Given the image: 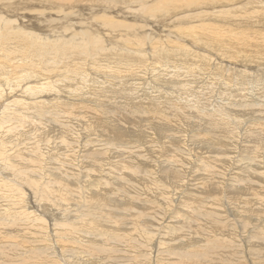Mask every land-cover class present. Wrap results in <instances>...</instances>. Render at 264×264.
<instances>
[{"label":"rangeland","instance_id":"obj_1","mask_svg":"<svg viewBox=\"0 0 264 264\" xmlns=\"http://www.w3.org/2000/svg\"><path fill=\"white\" fill-rule=\"evenodd\" d=\"M175 1L178 3L177 0ZM103 2L102 5L94 4L85 7L81 6L83 7L82 9L73 7L74 9L70 8L71 12L69 9H66L67 7H64L67 11L64 8L57 9L60 11L64 9L65 12L58 14L56 11V13H51L52 17L49 12H43L44 7H42L39 12L42 16L45 14L43 17H48L47 14H49L48 18L53 19L55 17L63 19L65 17L64 15L70 14V16H74L73 14H78L74 20V22H77L76 25L80 26L78 25L79 23H86L91 27L92 22L96 19L93 15L96 13L100 14L99 12L102 13L107 8V1L105 0ZM151 2H153V0ZM145 3L142 4V7L146 5ZM207 3L208 1L205 0L202 1V4L197 8L194 6H188L186 10H176L177 12L175 13V16L179 19H185L181 21L173 18L170 20L154 18H152V20H149V18L141 19L139 20V26L133 30H129L128 35L125 37L121 36V34H123L122 32L116 33L104 30V26L101 28L99 22L95 25L98 28L99 33L97 34L95 31V35L103 41L102 47L106 44L104 47L106 51H108V47H111L108 51L110 53L117 52L120 48L127 50L131 43L126 39L136 38V45L133 47L134 49L137 48L138 50L145 51L142 52L146 58V63H144V65H148L149 61L152 63L154 59L152 58L153 52L150 47L146 48L147 44L145 43V40L137 35V31L141 26L143 29V35H149L151 38L154 36V39H150L148 42V46L156 40L160 42V39L163 40V42H166L165 38H168L167 40L170 38L172 40L174 38L173 41L176 44H180V41L176 42L178 38L173 36L180 32L181 29L191 26L194 27V25L198 23L209 24L208 28L204 30L198 29L201 37L209 36L216 31H218L216 32L217 34L221 33L220 35L227 32V34L225 33L223 36L226 35L225 38L233 41L234 46L236 47V53L233 55L228 52L224 58L223 56L220 58V55L218 56L215 52L209 51L210 53H208V51H206L205 53L207 48H202L200 51V48H195L193 43L189 42L187 44L188 41H186V39L181 42L182 44L185 41L182 45L197 49L199 53L203 50V53L201 54L208 55L212 62L215 63H207V67L208 69L210 68V70H208L209 73H207L203 82L201 81V78L197 80L199 76L194 77L193 75L189 82L185 81L181 85L172 84L170 86V84L165 85L163 83H169L166 78L171 76L172 73H164L166 77L162 75V78H159L160 81L158 82L154 79L156 72L152 73L153 75L151 72H148L144 79L138 80L139 83L142 82L144 84L139 86L138 82H133L125 89L123 97L118 95L117 92L114 93L116 94L114 96L109 95L111 90H107L108 93L106 94L108 96H105V91H100L99 93L100 89L106 88L102 85L103 74H101L95 78V82L90 84L91 88L94 87L92 88L94 92L90 99L88 97H75V95L65 96L64 98L61 97V100H63L61 105L66 107V109L73 114V117L70 118L69 116H65L63 120L58 116H49L47 114V108L39 103H34L31 107L25 105L21 106L20 103L16 106H11L10 100L15 96L14 93L16 92L12 90L13 96L11 95V98L4 101L5 107H0V138L2 136H8L11 140L13 138L12 142L9 144L3 140L0 141L1 146L5 145L4 151L7 155L5 156L7 159H0V178L5 180V182L0 181V199H3L0 200V254L2 253V255H0V264H22L21 261L24 255L31 257L34 261L46 257L55 262L47 264H56L59 261L61 264H118L119 260L123 264H159L157 259H162L161 264H171L173 258H179L181 263L185 260L190 262L185 261L183 264H238V258H233L235 256L245 260V264H259L257 262L258 259L260 264H264V255L259 253L261 251L264 252V130H262V128H264V99H262V97H264V27H262L264 26V0H230V2L228 0H218V4ZM105 4L106 6H104ZM62 5L66 6L67 3L65 2V4ZM131 5L132 3H124L119 5L120 7H117L114 11L113 9L111 10V8H107V10H110L115 14L117 11V15L115 16H118V18H125L126 20L134 21V18L138 17L139 14L138 7L141 6L132 8ZM31 11L32 10H29L32 17L22 14L21 12L19 13L20 15L18 14L16 16V14H11L8 15V17L6 16L7 14H2V12L0 14L2 16L4 15L6 18L3 20H9L12 18V20L9 21L14 22V17V20L16 19L17 22L19 21L22 26L20 27L21 29H19V25L16 27L17 33H19V30L20 32L27 30V18H34L36 27L38 28V30H34L38 33V37L32 39H35L36 42L39 41L38 43L43 42L42 45L46 44V42L48 44L49 42L48 46L52 44L56 47L57 45L54 43H58L59 40H67V44L77 41V39L69 40L71 37L70 29L72 26L67 23H64L63 25L60 21L49 26L47 25L48 27L41 28V30L44 29V31L46 29L45 32L43 30L39 31V23L35 20L36 18L38 20V13L37 15H35L36 13L32 15L33 12ZM121 11H124L127 14L125 15L122 13L123 15H121ZM88 13H92V17L91 15H86ZM128 14L130 16H127ZM18 16L21 17V21ZM196 16H198V18ZM69 19L70 17L67 16V22L71 21V19ZM33 23L34 22L31 21V24ZM42 24L46 25L45 23ZM86 24L81 26L87 27ZM53 28H56V30L52 31L51 29ZM196 30L197 28L193 29L195 32ZM257 31H260L263 34L256 33ZM33 35L36 36V33ZM241 35L245 37L244 46H242V44H240V46L239 43H237L243 41V36ZM45 37L49 38V40L45 41ZM76 37L77 36H75V38ZM113 41H115L113 44L109 43ZM124 46L128 47L126 48ZM80 47L81 45L79 48ZM99 49L101 48H97L95 51L98 52L100 51ZM92 50H94V48H92ZM52 53L56 52L53 51L47 54L49 55ZM67 53H69V51ZM218 53L224 55V52L221 49H219ZM237 53L240 54L237 55ZM93 54L94 53L87 54L88 57L85 59L88 64H91L90 61ZM162 54L163 52L161 54L159 53L158 57H161ZM195 60L199 61V59ZM243 61L254 62L251 64L249 62L247 63L249 65H247L243 64ZM156 64L155 67L158 66V64ZM219 66L221 71L218 70ZM191 67L194 69V67H197V64L192 65ZM223 68H226V70ZM196 70L197 68L195 69V72ZM217 71H219L220 76ZM93 74L91 76L92 78L94 76ZM209 74H212L213 76L215 74L217 76L213 77L211 75L212 78ZM242 75H244V77H242ZM241 77L244 78L247 83H245L244 88H240L238 85V81ZM252 77H255V79H252ZM256 77L258 78L256 79ZM214 78H216L217 81ZM234 78L237 80V85L232 80ZM208 79H210V81H208ZM192 81H194V85H191ZM208 82L210 83L209 85ZM210 85H212V87H209ZM201 86L206 89L203 88V91L205 90L206 93L205 91H202ZM157 87L161 90L159 89V91ZM183 87L186 91L180 90ZM247 88H249V91ZM188 89L190 90V95L188 94L187 97V92L189 93ZM126 92H131V94H126ZM7 93L11 94V91H8ZM162 93L164 94L162 95ZM201 93L205 99V101L202 100V104L204 103V106L202 105V107L209 106L206 111L204 110V118L193 119L194 117L191 114L187 117H184L183 115L181 117V114L187 113L186 107L182 106H187V104L191 105L194 100L193 98L198 99ZM256 93L258 94L256 95ZM146 94L149 97L145 96ZM191 94L193 96L195 95V97ZM220 94H222V96H220ZM223 96L226 98H223ZM104 97H107V100ZM136 97L138 98L135 99ZM117 98H120L121 100ZM177 99L180 103H178ZM227 100H229L230 103L227 102ZM17 101L19 102L21 99L17 98ZM173 102L175 104H173ZM77 104L78 106L76 107L75 105ZM176 104H181L182 106L174 108L173 105ZM48 106V108H50L53 105L48 104ZM217 106H221L223 110L230 115L229 119L232 123L228 121L227 128H223V126H218L217 128L215 123V127H212L208 123L209 119H215L219 123L218 115L215 112L219 108ZM74 107L75 109H73ZM244 110H246V112L250 111L248 112L249 114L247 113L249 116L246 115ZM34 111L44 113L43 116L46 118L37 116ZM176 112H179L180 114H176ZM9 113L10 115H6ZM233 113L235 114L233 115ZM237 113H240V115L238 116ZM84 114H90L91 117H98L99 121L97 122L105 124L109 130L106 132L100 131L96 128L93 120L89 119V117L87 118ZM212 114H214L215 118ZM206 115H209L210 117L208 118ZM245 118L248 120L252 118L253 120L251 119L250 123H248V120ZM241 119L243 121H240ZM244 119L246 122H244ZM194 121L200 122L198 123ZM201 121L203 124H201ZM253 121L254 124L252 123ZM255 121H259L260 123H255ZM13 123L15 125H13ZM252 124L258 126L255 128ZM62 125L64 127H62ZM66 125L68 127H65ZM244 127L247 130L244 129ZM4 128H7L10 132H8L7 129L3 131ZM116 128L121 129L118 130ZM194 128H196V130H194ZM254 128L260 132L257 131L256 134ZM112 130L121 131V138L118 139V137H114L116 133L111 132ZM152 134L166 135L168 138L164 139L166 140L165 143L164 141L157 143L153 139ZM147 135L151 136L149 137L150 139L146 138ZM251 135L255 137L256 143L253 141L251 144L252 141L249 139ZM14 137H16L17 140L14 139ZM140 137H142L144 142L140 141ZM177 137L181 141L177 139ZM27 145L29 146L28 148ZM245 145L247 148L250 147L248 148L249 152H247ZM35 147L37 151L35 150ZM187 147H189V149H187ZM192 149L194 151H192ZM4 151L0 147V152ZM216 160L219 163H216ZM30 168H32V171ZM61 168L64 170H61ZM46 170L48 172L52 170L50 173L53 174V177L57 178V181L55 180V182L50 184L46 178ZM29 174H31V176ZM38 177L40 180L32 183L33 179ZM83 182L85 183L83 184ZM22 184L24 186L28 184L27 188L25 186L24 189ZM33 185L40 186V193L32 187L30 188V186ZM48 185L51 188H49ZM19 187L23 188V190L21 188V190H18ZM51 189H53V192H51L52 194L49 193ZM13 190H15V193ZM16 191L18 193H16ZM7 193L8 195H6ZM38 193L43 199L40 200L41 197ZM58 194H61L60 196L63 197L67 196L66 198L71 196L70 198L72 200L70 198L69 200H66ZM28 195H35V198L31 196L28 197ZM23 196H25V199L20 203V200H23ZM13 197H19L20 200ZM28 198H30V200H28ZM50 198H52V200ZM32 200H35L36 203L35 201L33 203ZM45 200L47 201L45 202ZM49 200L51 203L48 202ZM15 205H18L17 207L19 208ZM23 206L26 208H23ZM75 206L76 208H74ZM50 208L51 212H48L47 210ZM70 209L73 210V212L70 211ZM30 210H33L34 213ZM12 211L20 215L22 214V217L18 214V217L16 215L14 216L15 213L13 214ZM8 212L9 216L7 215ZM26 212H32L35 216L36 212L37 216H40L39 219H41V221L27 217ZM41 213L42 216L40 215ZM50 213V217L47 216ZM99 213L102 215V218ZM105 213L107 215H105ZM24 216L27 218L25 219ZM21 218H23V221H21ZM28 218L32 221L27 220ZM14 220L16 221L15 224ZM24 222H28L29 224L26 225ZM72 222L74 223V228H72ZM81 222L84 223V225H81ZM76 224L80 227L81 231ZM250 224L252 225L250 226ZM33 226L36 227V231H32L35 230L32 229ZM26 231L30 237L28 235L26 236ZM72 232L74 235H72ZM46 233H48L47 235H50L53 239V248L50 247L51 250L45 244L47 240L45 237ZM61 233H66L70 236L68 238L63 237L64 239H67L64 243L56 240V236ZM250 235H254L255 237H251ZM4 244H6V247ZM27 244L29 246L26 248L25 245L27 246ZM84 245L86 246L84 247ZM196 245H201L202 247ZM208 245L211 247V252L208 254V257H206L207 261L205 260L204 263L200 262L206 252V250H203L202 248L208 249ZM218 246L220 247L218 248ZM199 248L200 252L198 251ZM193 249L196 250L194 251ZM108 250L112 253H108ZM42 251H45V253ZM13 253H16V255ZM41 253L43 254L41 255ZM57 253L58 255H56ZM47 254L48 256H45ZM157 254H159L158 257ZM3 255H5L6 260ZM162 255L166 259H170L171 257L172 259L170 260L172 261L170 262L168 259L163 261L164 258H162ZM52 256L55 257V259ZM117 260L118 262H116ZM175 261L177 262L179 260L176 259Z\"/></svg>","mask_w":264,"mask_h":264},{"label":"bare ground","instance_id":"obj_2","mask_svg":"<svg viewBox=\"0 0 264 264\" xmlns=\"http://www.w3.org/2000/svg\"><path fill=\"white\" fill-rule=\"evenodd\" d=\"M105 0H0V13L2 12V14H7L6 16L8 17V15H11V14H16V16L21 12L22 14H26L28 15L29 17H32L31 16V13L29 12V10H32L31 12L32 15L35 14L37 15L38 13V20L37 18L35 19L36 21H38L39 23V31L41 30V28L43 27H48L49 25H52L54 23H57L58 21L62 22V24L64 25V23H67V24H70L72 26V28L70 29V33H71V37L69 40H72V39H77L76 42H71L69 44L66 43L67 40H59L58 43H54L56 44L57 46L54 47L52 44L50 46H48L47 42L46 44H43L42 43H38L35 41V39H32V38H36L38 37V33L34 30V29H37L38 28L36 27V22L34 21V18H31V19H26L27 23H28V28L26 31H22L20 32L19 29H21L20 27L22 25H20L19 21L17 22L16 19L14 20V17H13V21L14 22H10L9 20H12L11 19H7V20H3V19H6L4 17V15L2 16L0 14V107H5V104H4V101H6L8 98H11L13 96V92L12 90L16 91L14 93V97L10 100V104L11 106H16L18 105L19 103L21 104V106H29L31 107L34 103H39L41 104L43 107H46L48 110L47 111V114L49 116L53 115V116H58L61 118V120L64 119L65 116H69L70 118L73 117V114L72 112H69V110L66 109V107H64L63 105H61V102L63 100H61V97H65V96H70V95H75V97H79V98H85V97H88L90 99V97L92 96L91 93H93L94 91L92 90V87L91 90H89L88 88H86V85L87 84H91L93 82H95V78L101 74H103V82H102V85H104L106 88L104 89H100L99 90V93L100 91H105V96H108L106 93L107 90H111L110 94L111 96H114L116 94H114L115 92H117L118 95H121L123 97V92L125 91V89L130 86L133 82L135 83L138 82V80L140 79H144V77L146 76V74L148 72H151L152 73H155L156 74L154 75V79L157 80L158 82L160 81L159 78H162L161 76H165L164 73L166 72H169V73H172L171 76H168L166 79L169 81V83H163V84H170V86L172 84H183L185 81L189 82L191 81V77L194 75L195 76H199L197 78L200 79L201 78V81L203 82V79L205 78V76L207 75L208 70H210V68L208 69L207 67V63L209 62H212L211 58L208 57V55H204V54H201L203 53V50L201 53H199V51L197 49H194V48H190V46H186V45H182L181 42L183 40L186 39L187 44L190 42V43H193V45L195 46V48H200V51L201 49H206L205 50V53L206 51H208V53H210L209 51L211 52H215L218 56L220 55V58L221 56H226L228 54V52L230 54H233L236 53V47L234 46V43L233 41L229 40L228 38H225V36H223L225 33L227 34V32H223L224 34L220 35L221 33L217 34L216 31L215 33H212L211 35L209 36H205V37H201L199 35V30L198 29H206L208 28L209 24H202V23H198V24H195L194 27L191 26V27H185L184 29H181L180 32H178L176 35H174L173 37L175 38H178V41H180L179 43L180 44H176L173 39L171 40V38L169 40H167L168 38H165L166 39V42H163V40L160 39V42L158 40L154 41L152 44H149L148 46V42L150 41V39H154V36L153 38H151V36H145L142 34L143 32V29H142V26L141 28L137 31V35L138 37L142 38L143 40H145V43L147 44L146 45V48L150 47L151 51L153 52V62L150 63L149 61V64L148 65H144V63H146V58L144 57L143 53L142 52H145L144 50H138L137 48L134 49L133 46L136 45L135 41H136V38H130V39H126L127 41H129L131 44L130 46H124V47H128L127 50H123V49H119L117 52H114V53H110L108 52L109 49L111 47H108L106 51L104 49V47H102V43L103 41L100 40L95 34H99L98 33V28L95 26L96 23H100L101 25V28L102 26H104V30L108 31V32H116V33H120L122 32L123 34H121V36L125 37L128 35V31L129 30H133L134 28H136L137 26H139V20L141 19H144V18H149V20H152V18L154 19H167V20H170L171 18L173 19H179L178 17L175 16V13L177 12L176 10H186V8L188 6L190 7H198L199 5L202 4V1H205V0H177L178 3H176L175 0H153V2H151L152 0H106V4H108L106 6V4L104 6H106L107 8H111V10L113 9L116 10L117 7H120L119 5H122L124 3H127V4H131L132 3V8H135L136 6H141V7H138L139 8V14H138V17H135L134 18V21H135V24H134V21H131V20H126L125 18H118V16H115L117 15V11H116V14L111 12L110 10H106L104 12H99L100 14H96L93 15V17L95 16L96 19L94 22H92V26L90 27L89 25H87V27H83L81 25H84L82 23H79L78 25L80 26H77V22H74L75 20V17L78 15V14H73L74 16H70V14L68 15H64L65 17L63 19H61L60 17H55L54 19L53 18H48L49 17V14L48 17H43L39 11H41L40 9L42 7L43 8V12L47 11L49 12L50 14L51 13H56V11L58 12V14H61V13H64L66 9H69V11L71 12L70 8L71 9H74L75 7L77 8H83L81 6H90V5H102ZM208 1L207 4L209 3H217L218 4V0H206ZM230 2V0H228ZM65 2L67 3V5H62V4H65ZM145 2H151V3H145ZM89 3V4H88ZM146 4L142 7V4ZM205 4V5H207ZM38 6V7H37ZM64 7H67L66 9ZM74 7V8H73ZM127 7V5H126ZM189 7V8H190ZM31 8V9H29ZM61 8H64L62 9L61 11L60 10H57V9H61ZM87 8V7H86ZM90 8V7H89ZM115 8V9H114ZM103 9V8H102ZM105 9V8H104ZM100 10V9H99ZM67 11V10H66ZM74 11V10H72ZM134 11V10H133ZM132 11V12H133ZM77 12V11H76ZM79 12V11H78ZM130 12V13H132ZM69 13V12H68ZM127 14L125 13L124 11L122 12L121 11V15L123 14ZM21 14V15H22ZM67 14V13H66ZM80 14V12H79ZM119 14V13H118ZM20 15V14H19ZM81 15V14H80ZM86 15H91L92 17V13H88ZM132 15V14H131ZM135 15V14H134ZM198 15V14H197ZM63 16V15H62ZM67 16L70 17L71 21L70 22H67ZM127 16H130L129 14ZM136 16V15H135ZM20 21H21V17L18 16ZM26 17V16H25ZM51 17H52V14H51ZM54 17V16H53ZM85 17V16H84ZM123 17V16H122ZM133 17V16H132ZM198 18V16H196ZM226 17V16H225ZM228 17V16H227ZM58 18V19H56ZM24 19V20H25ZM56 19V20H55ZM69 19V20H70ZM89 19V18H88ZM125 21H124V20ZM172 19V20H173ZM180 21L181 20H185L184 18H181L179 19ZM31 21H33L34 23L31 24ZM92 21V20H91ZM137 21V22H136ZM19 23V24H18ZM42 23H45L46 25L42 24ZM206 23V22H205ZM22 24V23H21ZM16 25V26H15ZM19 25V33L16 32V27ZM48 25V26H47ZM57 25V24H56ZM75 25V26H74ZM99 25V24H98ZM135 25V26H134ZM24 26V25H23ZM59 26V25H57ZM149 26V25H148ZM78 29H76V28ZM219 27V26H217ZM264 27V26H262ZM23 28V27H22ZM50 28V27H49ZM94 28V29H93ZM194 28H197L196 32L193 31ZM44 31V29H42ZM41 30V31H42ZM52 31L53 30H56V28L54 29H51ZM211 30V29H210ZM38 31V32H39ZM46 31V29H45ZM44 31V32H45ZM61 31V30H59ZM96 31V33H95ZM206 31V30H205ZM242 31V30H240ZM239 31V32H240ZM36 33V36L33 35ZM48 32V31H47ZM146 32V31H145ZM156 32V31H154ZM175 32V30H174ZM204 32V31H203ZM210 32V31H209ZM212 32V31H211ZM214 32V31H213ZM43 33V32H42ZM205 33V32H204ZM241 33V32H240ZM245 33V32H244ZM256 33H261L260 31H257ZM54 34V32H53ZM55 34H56V31H55ZM210 34V33H209ZM242 34V33H241ZM263 34V33H261ZM40 35V34H39ZM58 35V33H57ZM120 35V34H119ZM245 35V34H244ZM35 36V37H34ZM45 36V35H44ZM60 36V35H59ZM63 36V35H62ZM75 36H77L75 38ZM243 36V35H241ZM47 37V36H46ZM45 37V41L49 40V38H46ZM49 37V36H48ZM61 37V36H60ZM149 37V38H148ZM238 37V36H237ZM240 37V35H239ZM127 38V37H126ZM244 36H243V41H235L237 43L242 44V46H244ZM55 39V38H54ZM58 39V38H57ZM123 39V38H122ZM188 39V40H187ZM85 40V41H84ZM55 41V40H54ZM107 41V40H106ZM112 41V40H111ZM56 42V41H55ZM115 41L113 42H109L111 44H113ZM107 43V42H106ZM119 43V42H118ZM89 44V45H88ZM121 44V43H120ZM202 44V45H200ZM81 45V47L79 48V46ZM238 45V46H239ZM206 46V47H205ZM241 46V45H240ZM140 47V45H139ZM92 48H94V50H92ZM97 48H101L99 49L100 51L96 52L95 50ZM113 48V47H112ZM91 49V50H90ZM141 49V48H140ZM219 49H221L223 52H224V55H221L219 54ZM238 50V49H237ZM56 52V53H52V54H47L49 52ZM69 51V53H67ZM47 52V53H46ZM162 56L161 57H158V54L162 53ZM243 52V51H242ZM88 53H94L93 54V57L91 58V64H88L87 60L85 58H87V54ZM229 54V55H230ZM240 54V53H237V55ZM232 55V56H233ZM160 56V55H159ZM237 57V56H236ZM228 58V57H226ZM195 59H199L198 60H195ZM232 59V58H231ZM230 59V60H231ZM148 61V60H147ZM89 62V63H90ZM199 62V63H198ZM250 61H243L242 63L243 64H247L249 63ZM254 62V61H251L250 64ZM158 64L157 67H155V64ZM241 63V61H240ZM156 64V65H157ZM197 64V67H194V69H192V65H196ZM212 64H215L212 62ZM211 64V65H212ZM229 64V63H228ZM36 65V66H34ZM218 65H219V62H218ZM249 65V64H247ZM253 65V64H252ZM19 66H22V67H19ZM216 66V65H215ZM221 66V65H220ZM220 66H219V69L220 70ZM228 66V65H227ZM254 66V65H253ZM36 67H39V68H36ZM155 67V68H154ZM12 68V69H11ZM197 68L196 72H195V69ZM212 68V67H211ZM215 68V67H213ZM217 68V66H216ZM227 68V67H226ZM226 68L224 70H226ZM237 68V67H236ZM11 69V70H10ZM82 69V70H81ZM181 71H180V70ZM222 69V68H221ZM242 69V68H241ZM88 70V72H87ZM232 70V69H231ZM230 70V72H231ZM92 71V72H91ZM153 71V72H152ZM221 71V70H220ZM223 71V70H222ZM195 72V73H193ZM218 74H219V71H217ZM224 72V71H223ZM234 72V71H233ZM243 72V71H242ZM94 73V74H93ZM235 73V72H234ZM256 73V72H255ZM90 74V75H89ZM92 74L94 75L93 78L91 77ZM216 74V73H215ZM213 77H216L217 75H215ZM222 74V73H221ZM153 75V74H152ZM209 74V76H211ZM250 75V74H249ZM259 75V74H258ZM257 75V76H258ZM208 76V77H209ZM211 76V77H212ZM220 76V74H219ZM236 76V75H235ZM166 77V76H165ZM210 77V78H211ZM212 77V78H213ZM224 77V75H223ZM227 77V76H226ZM242 77H244V75H242ZM238 81L239 82V86L240 88H244L245 87V79L242 78ZM221 78V77H219ZM229 78V77H228ZM239 78V77H238ZM258 77H256L257 79ZM216 79V78H214ZM224 79V78H223ZM222 79V80H223ZM227 79V78H226ZM237 79V78H236ZM252 79H255V77H252ZM147 80V79H145ZM196 80V81H197ZM207 80V79H205ZM212 80V79H211ZM221 80V81H222ZM235 84L237 82V80L232 79ZM251 80V79H250ZM259 80V79H258ZM195 81V80H194ZM194 81H192V84L191 85H194ZM208 81H210V79H208ZM214 81V80H213ZM217 81V79H216ZM32 82H35V83H32ZM157 82V83H158ZM223 82V81H222ZM139 83V82H138ZM216 83V82H215ZM214 83V84H215ZM258 83V82H257ZM144 83H139V86H142ZM159 84V83H158ZM187 84V83H186ZM210 83L208 82V85ZM212 84V83H211ZM247 84V83H246ZM77 85H83L84 88L80 91H78L76 89ZM185 85V84H184ZM204 85V84H203ZM232 85V83H231ZM237 85V84H236ZM138 86V87H139ZM163 86V85H162ZM206 86V85H205ZM229 86V85H228ZM115 87V88H114ZM137 87V85H136ZM166 87V86H165ZM193 87V86H192ZM209 87H212V85H210ZM224 87H225V84H224ZM235 87V86H234ZM109 88V89H107ZM134 88V87H133ZM168 88V87H167ZM175 88V86H174ZM202 88V91H203V86H201ZM207 88V87H206ZM220 88V86H219ZM250 88V87H249ZM249 88L248 91H249ZM139 89V88H138ZM158 89V87H157ZM156 89V90H157ZM160 89V88H159ZM158 89V90H159ZM163 89V88H162ZM172 89V88H171ZM205 89V88H204ZM210 89V88H209ZM129 90V89H128ZM161 90V89H160ZM159 90V91H160ZM168 90V89H167ZM180 90H185L184 87L181 88ZM189 90V89H188ZM206 90V89H205ZM204 90V91H205ZM214 90V88H213ZM245 90V89H244ZM251 90V89H250ZM10 92L11 91V94L10 93H7V92ZM138 91V90H137ZM186 91V90H185ZM183 91V92H185ZM201 91V89H200ZM201 91V92H202ZM203 91V92H204ZM210 91V90H209ZM230 91V90H229ZM18 92V93H17ZM132 92V91H131ZM131 92H126V94H131ZM147 92V91H145ZM155 92V91H154ZM162 92V91H161ZM182 92V93H183ZM198 92V91H197ZM216 92V90H215ZM241 92V91H239ZM247 92V91H246ZM260 92V91H259ZM175 93V92H173ZM206 93V91H205ZM223 93V92H222ZM250 93V92H249ZM98 94V92H97ZM102 94V93H101ZM100 94V95H101ZM125 94V93H124ZM148 94V93H147ZM145 95V96H148V95ZM164 93H162L163 95ZM185 94V93H183ZM188 94L190 95V90H189V93L187 92V97H188ZM194 94V93H193ZM199 94V93H198ZM228 94V93H227ZM233 94V93H232ZM238 94V93H236ZM258 93H256L257 95ZM12 95V96H11ZM103 95V94H102ZM134 95V94H133ZM136 95V94H135ZM178 95V94H177ZM181 95V94H180ZM192 95V94H191ZM204 95V94H203ZM218 95V94H217ZM239 95V94H238ZM176 96V95H175ZM179 96V95H178ZM183 96V95H181ZM193 96V95H192ZM207 96V95H205ZM212 96V95H211ZM220 96H222V94H220ZM235 96V94H234ZM95 97L97 98V96L95 95ZM149 97V96H148ZM162 97V96H161ZM184 97H186L184 95ZM186 97V99H187ZM195 97V95L193 96ZM225 96H223L224 98ZM237 97V96H236ZM17 98H20L21 101H17ZM105 98V97H104ZM128 98V97H127ZM138 97H136L135 99H137ZM151 98V97H150ZM178 98V97H177ZM180 98V97H179ZM198 98V97H197ZM226 98V97H225ZM233 98V97H232ZM238 98V97H237ZM249 98V97H247ZM78 99V98H77ZM88 99V100H89ZM95 99V98H93ZM107 100V97L105 98ZM114 99V98H113ZM117 99H120V98H117ZM166 99V98H165ZM194 100L192 101V104L188 105L187 106H182L181 104H176V105H173L174 108H176L177 106H182V107H186L187 109V113H183L181 114V117L182 115L184 117H187L189 114H191L194 118L193 119H196V118H199L201 119L203 117V113L206 111V109L209 107H202V105L204 106V103L202 104V100L205 101V99L203 98L202 96V93L200 95V97L198 99H195L193 98ZM251 99V98H249ZM253 99V98H252ZM262 99H264V97H262ZM86 100V99H85ZM110 100V99H109ZM121 100V99H120ZM126 100V99H125ZM185 100V99H184ZM230 100V99H229ZM229 100H227V102H229ZM236 100V99H235ZM111 101V100H110ZM123 101V99H122ZM178 103H180V101L177 99ZM225 101V100H223ZM86 102V101H85ZM117 102V101H116ZM125 102V101H124ZM176 102V101H175ZM207 102V101H206ZM222 102V101H221ZM263 102V101H262ZM230 103V102H229ZM49 105H53L52 107L48 108ZM147 104V103H146ZM151 104V103H150ZM173 104H175L173 102ZM8 105V104H6ZM87 105V104H86ZM171 105V104H170ZM218 105V104H217ZM244 105V104H243ZM76 107L78 106L75 105ZM239 106V105H238ZM245 106V105H244ZM80 107V106H79ZM158 107V106H157ZM219 107L215 112L216 114L218 115V118H219V123L218 121H216L214 118V114H212V116L214 117L213 119L214 120H210L208 121V123L210 124V126H214V123L216 124L215 126H223L224 127H228V121L230 123H232L230 121V115L228 113H226V111L223 110V108L221 106H217ZM237 107V106H236ZM17 108V107H16ZM162 108V107H161ZM239 108V107H238ZM237 108V109H238ZM75 109V107L73 108ZM95 109V108H94ZM158 109V108H157ZM181 109V108H180ZM215 109V108H214ZM241 109V107H240ZM248 109V108H247ZM84 110V109H83ZM96 110V109H95ZM205 110V111H204ZM239 110V109H238ZM7 111V110H6ZM78 111V110H77ZM178 111V110H177ZM183 111V110H182ZM8 112V111H7ZM36 113L37 116H40V117H44L42 112L40 111H34ZM79 112V111H78ZM234 112V110H233ZM236 112V111H235ZM244 112H246V110H244ZM250 112V111H247L246 112V115L247 113ZM91 113V112H90ZM179 113V112H176V114ZM182 113V112H181ZM209 113V112H207ZM232 113V112H231ZM253 113V112H252ZM2 114V113H1ZM180 114V113H179ZM235 113H233L234 115ZM238 116L240 115V113H237ZM244 114V113H243ZM249 114V113H248ZM258 114V113H257ZM6 115H10L9 114H6ZM13 115V113H12ZM205 115V114H204ZM210 115V114H209ZM209 115H206V117H210ZM253 115V114H252ZM251 115V116H252ZM254 115L256 117V114L254 112ZM84 116H86L87 118L89 117V119H92L96 128H98L100 131H108L109 128L106 127L105 124L103 123H99L97 121H99V118L96 117V116H90V114L86 115L84 114ZM244 116V115H242ZM240 116V117H242ZM249 116V115H247ZM235 117V116H234ZM238 117V118H240ZM245 117V116H244ZM253 117V116H252ZM8 118V117H7ZM46 118V117H44ZM48 118V117H47ZM204 118V117H203ZM249 118V117H248ZM4 119V118H3ZM206 119V118H205ZM246 119V118H245ZM244 119V120H245ZM252 118H250L251 120ZM256 119V118H254ZM18 120V119H17ZM68 120V119H67ZM248 120V119H246ZM246 120L244 122H246ZM250 120H248L247 122L250 123ZM253 120V119H252ZM10 121V120H9ZM35 121V120H34ZM240 121H243L242 119ZM264 121V120H263ZM194 122H200V121H194ZM258 122L260 123L259 121H255V123ZM262 122V120H261ZM10 123V122H8ZM27 123V122H26ZM254 124V121L252 122ZM257 123V124H258ZM30 124V123H29ZM34 124V123H33ZM33 124H32V127H33ZM201 124H203V122L201 121ZM242 124V123H241ZM252 124V125H253ZM263 124V123H262ZM5 125V124H4ZM12 125V124H11ZM13 125H15L13 123ZM17 125V124H16ZM27 125V124H26ZM31 125V124H30ZM233 125H234V121H233ZM243 125V124H242ZM249 125V124H248ZM247 125V127H248ZM260 125V124H258ZM254 126L255 128L258 126ZM177 126V125H176ZM194 126V125H193ZM201 126V125H200ZM214 126V127H215ZM245 126V125H244ZM262 126V125H261ZM8 127V126H7ZM11 127V126H9ZM23 127V126H22ZM62 127H64L62 125ZM65 127H68L67 125ZM178 127V126H177ZM263 127V126H262ZM243 128V127H242ZM254 128V129H255ZM259 128V127H258ZM261 128V127H260ZM7 129V128H6ZM5 128L3 129L6 130ZM12 129V128H11ZM22 129V128H20ZM33 129V128H32ZM116 129H121V128H116ZM244 129H246L244 127ZM251 129V127H250ZM253 129V131H254ZM8 130V129H7ZM14 130V129H12ZM16 130V129H15ZM19 130V129H18ZM27 130V129H26ZM118 130H112L111 132H114L116 133V135H114V137H118L121 138V131H118ZM194 130H196V128H194ZM226 130V129H225ZM247 130V129H246ZM252 130V129H251ZM256 130V129H255ZM262 130H264V128H262ZM22 131V130H20ZM193 131V130H192ZM205 131V130H204ZM245 131V130H244ZM242 131V132H244ZM257 131L259 130H256V134H257ZM8 132H10L8 130ZM19 132V131H18ZM103 132V133H104ZM191 132V131H190ZM252 132V131H251ZM260 132V131H259ZM258 132V133H259ZM262 132V131H261ZM26 133V132H25ZM23 133V134H25ZM28 133V132H27ZM159 133V131H158ZM249 133V132H248ZM247 133V134H248ZM29 134V133H28ZM164 134V133H162ZM243 134V133H242ZM252 134V133H251ZM219 135V134H217ZM254 135V134H252ZM249 137L251 144L253 143V141H255V135ZM106 136V135H105ZM153 136V139L157 142V143H161L164 141V143L166 142V140H164L165 138H168L166 135H160V134H152ZM149 137H151L150 135H147L146 138L150 139ZM192 137V136H191ZM244 137V135H243ZM257 137V136H256ZM141 140L140 141H143L142 140V137H140ZM146 138H143V139H146ZM225 138V137H224ZM242 138V137H241ZM259 138V137H258ZM256 138V139H258ZM1 140L0 141H5L7 144L11 143L12 140L8 137V136H2L0 138ZM14 139H16V137H14ZM177 139H179L177 137ZM17 140V139H16ZM33 140V139H32ZM139 140V139H138ZM180 140V139H179ZM246 140V139H245ZM260 140V139H258ZM19 141V140H18ZM147 141V140H146ZM168 141V140H167ZM173 141V140H172ZM171 141V142H172ZM178 141V140H177ZM181 141V140H180ZM20 142V141H19ZM176 142V141H175ZM187 142V141H186ZM225 142V141H224ZM241 142V141H240ZM261 142V141H260ZM22 143V142H21ZM24 143V142H23ZM169 143V142H167ZM220 143V142H219ZM244 143V141H243ZM256 143V141L254 142ZM258 143V142H257ZM5 144V143H4ZM25 144V143H24ZM149 144V143H148ZM250 144V145H251ZM30 145V144H29ZM34 145V144H33ZM166 145V144H165ZM195 145V144H194ZM214 146H216L215 144H213ZM248 145V146H250ZM260 145V143H259ZM5 146V145H4ZM3 145L1 146L0 144V147L3 149L4 151V147ZM26 146V145H25ZM24 146V147H25ZM31 146V145H30ZM37 146V145H35ZM42 146H45V145H42ZM149 146V145H148ZM187 146V145H186ZM246 146V145H245ZM29 146L27 145V148ZM39 147V145H38ZM37 147V148H38ZM205 147V146H204ZM253 147V146H252ZM258 147V146H257ZM262 147V146H261ZM31 148V147H30ZM29 148V149H30ZM40 148V147H39ZM43 148V147H41ZM48 148V147H47ZM46 148V149H47ZM244 148V147H243ZM247 148V146H246ZM250 148V147H248ZM248 148L246 149L247 152H249ZM255 148V147H254ZM253 148V149H254ZM263 148V147H262ZM34 149V148H33ZM187 149H189V147H187ZM256 149V148H255ZM35 150H36V147H35ZM191 150V148H190ZM245 150V149H244ZM37 151V150H36ZM50 151V150H49ZM192 151H194L192 149ZM253 151V150H252ZM263 151V149H262ZM31 152V151H30ZM246 152V151H245ZM255 152H258V151H255ZM49 153V152H48ZM51 153V152H50ZM216 153V152H215ZM218 153V152H217ZM223 153V151H222ZM262 153V152H261ZM23 154V153H21ZM26 154H27V151H26ZM39 154V153H38ZM221 154V153H219ZM218 154V155H219ZM243 154V153H242ZM264 154V153H263ZM7 156L6 155V152H0V159L1 160H4ZM41 156V155H40ZM211 156V155H210ZM246 156V155H245ZM257 156V155H256ZM163 157V156H162ZM209 157V156H208ZM226 157V156H225ZM259 157V156H258ZM15 158V157H14ZM25 158V157H24ZM27 158V157H26ZM257 158V157H256ZM7 159V158H6ZM22 160H25L23 158H21ZM162 159V158H161ZM210 159V158H209ZM30 160V159H28ZM27 160V162H28ZM34 160V159H33ZM9 161V160H8ZM26 161V160H25ZM167 161V160H166ZM245 161V160H244ZM31 162V161H30ZM81 162V161H79ZM218 161L216 160V163ZM241 162V160H240ZM3 163V162H2ZM33 163V161H32ZM219 163V162H218ZM5 164V163H4ZM202 164V163H201ZM206 164V163H205ZM6 165V164H5ZM21 165V164H20ZM33 165V164H32ZM203 165V164H202ZM215 165V163H214ZM11 166V165H10ZM14 166V165H12ZM25 166V165H23ZM6 167V166H5ZM212 167V166H211ZM262 167V166H261ZM29 168V167H27ZM213 168V167H212ZM215 168V167H214ZM19 169V167H18ZM31 171H32V168H30ZM55 169V168H54ZM63 168H61L62 170ZM202 169V168H201ZM14 170V169H13ZM23 170V169H22ZM64 170V169H63ZM210 170V169H209ZM12 171V169H11ZM15 171V170H14ZM50 171V170H49ZM34 172V171H33ZM47 172V179H48V182L51 184L53 182H55V180L57 179L56 177H53V174L50 173L52 172V170L50 172ZM54 172V171H53ZM62 172V171H61ZM56 173V172H55ZM63 173V172H62ZM214 173V172H213ZM33 174V173H32ZM65 174V172H64ZM222 174V173H221ZM224 174V173H223ZM23 175V174H22ZM25 175V174H24ZM31 176V174H29ZM34 175V174H33ZM44 175V174H43ZM42 175V176H43ZM228 175V174H227ZM55 176V174H54ZM139 176V175H138ZM202 176V175H201ZM213 176V175H212ZM229 176V175H228ZM27 177V176H26ZM44 177V176H43ZM30 178V177H29ZM42 178V177H41ZM59 178V177H58ZM139 178V177H138ZM24 180H26L25 178H23ZM52 179V180H51ZM54 179V180H53ZM39 179L36 178V179H33V182L32 183H35L37 182ZM168 180V179H167ZM217 180V178H216ZM0 181L1 182H5V180H3L2 178H0ZM57 181V180H56ZM86 181V180H85ZM146 181V180H145ZM194 181V180H193ZM48 183V184H49ZM85 182H83L84 184ZM28 185V184H27ZM27 185L26 188H27ZM22 186H24L22 184ZM25 186H24V189H25ZM52 186V185H51ZM229 186V185H228ZM33 188L34 190H40V186L39 185H33V186H30V188ZM49 188H51L49 185H48ZM47 187V188H48ZM62 187V186H61ZM60 187V188H61ZM19 187L18 190H23V188ZM43 188V187H42ZM53 188V187H52ZM17 190V189H16ZM29 190V189H28ZM53 189L50 190L49 193L53 192L52 191ZM178 190V189H177ZM12 191V190H11ZM14 193H15V190H13ZM25 191V190H24ZM48 191V190H47ZM230 191V190H229ZM73 192V191H72ZM16 193H18L16 191ZM27 193V192H25ZM40 193V191H39ZM38 193V194H39ZM44 193V192H42ZM46 193V192H45ZM70 193H71V190H70ZM80 193H83V192H80ZM1 194V193H0ZM37 194V193H36ZM52 194V193H51ZM54 194V193H53ZM89 194V193H88ZM8 195V193L6 194ZM21 195V194H20ZM59 195V194H58ZM61 195V194H60ZM59 195V196H60ZM65 195V194H64ZM16 196V194H15ZM22 196V195H21ZM31 196V195H28V197ZM35 195L31 196V197H34ZM39 196L42 198V196L39 194ZM90 196V195H89ZM47 197V196H46ZM45 197V199H46ZM60 197H63V196H60ZM67 197V196H66ZM66 197H63L65 198L66 200L69 198H66ZM3 198V196H2ZM9 198V197H8ZM7 198V199H8ZM15 198V197H13ZM35 198V197H34ZM49 198V197H48ZM47 198V199H48ZM57 198V197H56ZM78 198V197H77ZM15 199H19V197H16ZM25 199V196H23V200L21 199L20 200V203L23 202ZM26 199H27V196H26ZM37 199V198H36ZM35 199V200H36ZM52 200V198H50ZM71 199V198H70ZM0 200H3V199H0ZM28 200H30V198H28ZM34 200V201H35ZM39 200V201H40ZM72 200V199H71ZM74 200V199H73ZM33 201V200H32ZM33 201V203H34ZM38 201V199H37ZM43 201V200H42ZM41 201V202H42ZM47 200H45L46 202ZM59 201V200H58ZM65 201V200H64ZM154 201V200H153ZM12 202V201H11ZM31 202V201H30ZM29 202V203H30ZM44 202V201H43ZM50 202V200L48 201ZM63 202V201H62ZM192 202V201H191ZM14 203V202H13ZM36 203V201H35ZM39 203V202H38ZM51 203V202H50ZM57 203V202H55ZM80 203V202H79ZM197 203V202H196ZM18 204V203H17ZM49 204V203H48ZM69 204V203H68ZM67 204V205H68ZM19 205V204H18ZM17 205V206H18ZM22 205V204H21ZM58 205V204H57ZM79 205V204H78ZM16 206V205H15ZM16 206V207H17ZM27 206H28V203H27ZM47 206V205H46ZM52 206H53V203H52ZM86 206V205H85ZM228 206V204H227ZM11 207V206H9ZM51 207V206H50ZM66 207V205H65ZM78 207V206H77ZM222 207V206H221ZM19 208V207H17ZM17 208H16V211H17ZM23 208H26L23 206ZM52 208V207H51ZM50 209H48L47 211L49 212ZM54 208V206H53ZM52 208V209H53ZM76 208V206L74 207ZM163 208V207H162ZM172 208V207H171ZM8 209V208H7ZM31 209V208H30ZM90 209V208H89ZM191 209V208H190ZM241 209V208H240ZM3 210V209H2ZM23 210V209H22ZM21 210V211H22ZM27 210V209H26ZM37 210V209H36ZM42 210V209H41ZM39 210V211H41ZM65 210V209H64ZM201 210V209H200ZM263 210V209H262ZM24 211V210H23ZM22 211V212H23ZM30 211H33V210H30ZM53 211V210H52ZM70 211L73 212V210L70 209ZM202 211V210H201ZM21 212V213H22ZM51 212V211H50ZM193 212V211H192ZM212 212V211H211ZM264 212V211H263ZM12 213L14 214L15 212L12 211ZM11 213V215H12ZM20 213V212H19ZM34 213V211H33ZM32 212L31 213H28L26 212L27 214V217H30L32 218L33 220H37V221H41L40 216L38 215L37 216V213L35 212L36 216L33 214ZM177 213V212H176ZM209 213V212H208ZM236 213V212H235ZM18 213H15L14 216L16 215L18 217ZM39 214V213H38ZM46 214V213H45ZM211 214V213H210ZM238 214V213H237ZM7 215L9 216V212L7 213ZM24 215V214H23ZM42 216V213L40 214ZM51 213L48 214L47 216L50 217ZM99 215H101L99 213ZM105 215H107L105 213ZM180 215V214H178ZM22 217V214L20 215ZM27 217L24 216V218L26 219ZM45 217V215H44ZM67 217V216H66ZM99 217V216H98ZM14 218V217H13ZM30 218H28L27 220H31ZM47 218V217H46ZM69 218V217H68ZM92 218V217H91ZM101 218H102V215H101ZM16 219V218H15ZM20 219V218H19ZM89 219V218H88ZM95 219V218H94ZM190 219V218H189ZM4 220V219H3ZM26 220V221H27ZM76 222H78L76 219H74ZM87 220V219H86ZM253 220V219H252ZM262 220V219H261ZM20 221V220H19ZM21 221H23V218H21ZM32 221V220H31ZM71 221V220H70ZM89 221V220H88ZM15 220H14V224H15ZM18 222V220H17ZM29 222V221H28ZM26 223L29 224V223ZM34 222V221H33ZM48 222V221H47ZM54 222V221H53ZM162 222V221H161ZM195 222V221H194ZM19 223V222H18ZM17 223V225H18ZM35 223V222H34ZM70 223V222H69ZM90 223V222H89ZM97 223V222H96ZM95 223V224H96ZM136 223H139V222H136ZM23 224V223H22ZM32 224V222H31ZM30 224V225H31ZM73 224V225H72ZM72 228H74V223L72 222ZM81 225L84 223H80ZM249 224V223H248ZM247 224V225H248ZM25 225V224H23ZM29 225V226H30ZM36 225V224H35ZM47 225V224H46ZM77 225V224H76ZM75 225V226H76ZM97 225V224H96ZM182 225V224H181ZM252 224H250L251 226ZM259 225V224H258ZM19 226V225H18ZM78 226V225H77ZM86 226V225H85ZM99 226V225H98ZM138 226V225H137ZM180 226V225H179ZM254 226V225H253ZM264 226V225H263ZM262 226V227H263ZM21 227V226H20ZM44 227V226H43ZM79 227V226H78ZM36 227L33 226L32 229H35ZM50 228V227H49ZM66 228V227H64ZM90 228V227H89ZM96 228V226H95ZM165 228V227H164ZM259 228V226H258ZM31 229V228H30ZM40 229V228H39ZM77 229V227H76ZM74 229V230H76ZM87 229V228H86ZM92 229V228H91ZM93 229H94V225H93ZM167 229V228H166ZM178 229V228H177ZM247 229V228H246ZM253 229V227H252ZM26 230V229H25ZM52 230V229H50ZM79 230H80V227H79ZM169 230V229H168ZM174 230V229H173ZM256 230V229H255ZM32 231H36L35 230H32ZM38 231V230H37ZM43 231V230H42ZM81 231V230H80ZM177 231V230H176ZM246 231V230H245ZM260 231V230H259ZM41 232V231H40ZM52 232V231H51ZM54 232V231H53ZM83 232V230H82ZM161 232V230H160ZM241 232V231H240ZM1 233V232H0ZM34 233V232H32ZM69 233V232H67ZM78 233V232H77ZM87 233V232H85ZM91 233V232H90ZM89 233V234H90ZM257 233V232H256ZM43 234V233H42ZM48 233H46L45 237H46V242L45 244L48 246V248H53V239L52 237H50V235H47ZM71 234V233H70ZM158 234V233H157ZM253 234V233H252ZM4 235V234H3ZM28 235L27 231H26V236ZM72 235L73 232H72ZM71 235V236H72ZM127 235V234H126ZM256 235V234H255ZM25 236V237H26ZM29 236V235H28ZM35 236V235H34ZM110 236V235H109ZM114 236V235H113ZM223 236V235H222ZM251 236V235H250ZM254 236V235H253ZM251 236V237H253ZM262 236V235H261ZM16 237V236H15ZM30 237V236H29ZM57 237V241L59 242H63L66 241L67 239H64L63 237H70L68 234L66 233H61L59 235L56 236ZM74 237V236H73ZM117 237V236H116ZM255 237V236H254ZM26 239V238H25ZM34 239V238H33ZM38 239V238H37ZM74 239V238H73ZM161 239V238H160ZM194 239V238H193ZM36 240V239H35ZM40 240V239H39ZM50 240V241H48ZM30 241V239H29ZM1 242V241H0ZM7 243H9L8 241H6ZM32 242V241H31ZM35 242V241H34ZM3 243V242H2ZM36 243V242H35ZM34 243V244H35ZM209 243V242H208ZM31 244V243H30ZM128 244V243H127ZM211 244V243H210ZM209 244V245H210ZM208 245V249H205V248H202L203 250H206V252L204 253L203 255V258L202 260L199 261L200 262H205V260L207 259L206 257H208V254L211 252V247ZM4 246L6 247V244H4ZM11 246V245H9ZM16 246V245H15ZM18 246V245H17ZM29 245L27 244V246L25 245V247L27 248ZM82 246V245H81ZM86 245H84L85 247ZM198 247H200L201 245H196ZM204 246V244H203ZM212 246V245H211ZM231 246V245H230ZM20 247H23V246H20ZM202 247V246H201ZM220 246H218L219 248ZM9 248V247H8ZM11 248V247H10ZM50 248V250H51ZM56 248V247H55ZM214 248H217V247H214ZM13 249V248H12ZM58 249V248H56ZM60 249V248H59ZM100 249V248H99ZM108 249V248H107ZM156 249V248H154ZM197 249V248H196ZM195 249V250H196ZM210 249V250H209ZM4 250V249H3ZM7 250V249H6ZM48 250V249H47ZM65 250V249H64ZM63 250V251H64ZM69 250V249H68ZM94 250V249H93ZM194 250V249H193ZM194 250V251H195ZM200 250V248L198 249V251ZM202 250V251H203ZM13 251V250H12ZM71 251V250H70ZM106 251V250H105ZM213 251V250H212ZM4 252V251H3ZM16 252V251H15ZM38 252V251H37ZM43 252V251H42ZM47 252V251H46ZM51 252V251H50ZM53 252V251H52ZM58 252V251H57ZM94 252V251H93ZM97 252V251H95ZM172 252H175V251H172ZM178 252V251H177ZM197 252V251H196ZM200 252V251H199ZM8 253V252H7ZM10 253V252H9ZM45 253V251L43 252ZM41 253V255L43 254ZM63 253V252H62ZM108 253H112L110 250H108ZM170 253V251H169ZM187 253V252H186ZM217 253V252H216ZM215 253V254H216ZM261 253V255H264V252H259ZM11 254V253H10ZM16 255V253H13ZM20 255H22L21 253H19ZM25 254V252H24ZM27 254V253H26ZM38 254V253H37ZM36 254V255H37ZM40 254V253H39ZM61 254V253H60ZM2 255V253L0 254ZM29 255V254H28ZM32 255V254H31ZM58 255V253L56 254ZM175 255V253H174ZM188 255V254H186ZM191 255V254H189ZM202 255V254H201ZM258 255V254H257ZM45 256H48L45 255ZM159 256V254H157V257ZM165 256H168V255H165ZM171 256V255H170ZM181 256V255H180ZM185 256V255H184ZM3 257H5V255H3ZM2 257V258H3ZM15 257V256H13ZM33 257V255H32ZM39 257V256H38ZM42 257V256H41ZM53 257V256H52ZM182 257V256H181ZM198 257V256H197ZM202 257V256H201ZM8 258V257H7ZM12 258V257H11ZM17 258V256H16ZM21 258V257H20ZM35 258V257H34ZM55 259V257H53ZM63 258V257H62ZM162 258L163 255H162ZM176 258V257H175ZM183 258V257H182ZM194 258V257H193ZM233 258H238L239 261H237L238 264H245L243 259H241L240 257L238 256H235ZM9 259V258H8ZM18 259V258H17ZM36 259V258H35ZM53 259V260H54ZM59 259V258H58ZM157 259V258H155ZM168 260L172 259L170 257L167 258ZM166 258L163 259V261L167 260ZM179 260V261H175V260ZM174 259L173 258V261L170 260V262L172 261L171 264H183L180 262V259L179 258H176ZM215 259V258H214ZM213 259V260H214ZM3 260V259H2ZM5 260H6V257H5ZM12 260V259H11ZM154 260V259H153ZM162 260V259H161ZM161 260H158V263L161 264L162 261ZM184 260V259H183ZM193 260V259H192ZM197 260V259H196ZM259 260V259H258ZM257 260V262L260 264V262ZM14 261V260H13ZM182 261V260H181ZM188 261V260H187ZM186 261V262H187ZM207 261V260H206ZM4 262V261H3ZM10 262V261H9ZM19 262V260H18ZM62 262V261H61ZM118 262V260L116 261ZM120 262V260H119ZM118 264H123L122 262H120ZM189 262V261H188ZM22 264H47V263H55L54 261L52 260H49L48 258H42V259H37L36 261L32 260L31 257H27L26 255H24L22 257V261H21ZM58 264H61L60 261L57 262ZM56 263V264H57ZM126 263V262H125ZM190 263V262H189ZM255 263V261H254ZM1 264H4V263H1ZM10 264V263H9ZM13 264V263H12ZM168 264V263H166ZM262 264V263H261Z\"/></svg>","mask_w":264,"mask_h":264},{"label":"flooded vegetation","instance_id":"obj_3","mask_svg":"<svg viewBox=\"0 0 264 264\" xmlns=\"http://www.w3.org/2000/svg\"><path fill=\"white\" fill-rule=\"evenodd\" d=\"M83 88H84L83 85H77V87H76V89H77L78 91L82 90ZM86 88H88L89 90H91V86H90V84H87V85H86ZM91 94H92V93H91Z\"/></svg>","mask_w":264,"mask_h":264}]
</instances>
